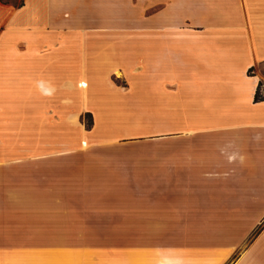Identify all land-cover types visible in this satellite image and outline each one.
<instances>
[{"label":"crops","instance_id":"1","mask_svg":"<svg viewBox=\"0 0 264 264\" xmlns=\"http://www.w3.org/2000/svg\"><path fill=\"white\" fill-rule=\"evenodd\" d=\"M148 6L0 0V264H264V0Z\"/></svg>","mask_w":264,"mask_h":264},{"label":"rangeland","instance_id":"2","mask_svg":"<svg viewBox=\"0 0 264 264\" xmlns=\"http://www.w3.org/2000/svg\"><path fill=\"white\" fill-rule=\"evenodd\" d=\"M11 1L14 4L21 0H2ZM92 2V14L85 15L86 20L92 23L94 26L100 25L101 22H106L110 25L124 24L127 28H132L135 25H148L149 22V6L148 0H91ZM88 23V24H89ZM90 25V24H89ZM91 25V26H92ZM89 31H79L78 38H85L90 36ZM109 38H118L130 40L133 39V31L131 29L125 31H109L107 32ZM101 32H95L93 38H100ZM248 72L252 73L251 70ZM257 74L264 79V67L258 69ZM256 93V92H255ZM257 94V93H256ZM258 99V97H257ZM80 108V106H78ZM80 110V111H79ZM147 114V111H143ZM92 117L90 112L78 109V134H82L83 131L90 129V122ZM139 138L147 142L148 127H140V131L137 132ZM141 135V136H140ZM137 137V136H136ZM89 242H100V240H87ZM105 241V240H104ZM116 241V240H111ZM102 242V240H101Z\"/></svg>","mask_w":264,"mask_h":264},{"label":"trees","instance_id":"3","mask_svg":"<svg viewBox=\"0 0 264 264\" xmlns=\"http://www.w3.org/2000/svg\"><path fill=\"white\" fill-rule=\"evenodd\" d=\"M254 99H257V94L256 93L254 94Z\"/></svg>","mask_w":264,"mask_h":264}]
</instances>
